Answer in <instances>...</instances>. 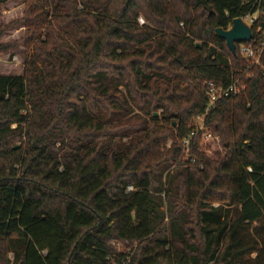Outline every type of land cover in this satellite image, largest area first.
I'll return each mask as SVG.
<instances>
[{"label":"trees","instance_id":"obj_1","mask_svg":"<svg viewBox=\"0 0 264 264\" xmlns=\"http://www.w3.org/2000/svg\"><path fill=\"white\" fill-rule=\"evenodd\" d=\"M21 1L0 25L27 26L23 73L0 75V264H264L243 236L264 220V54L205 119L225 152L199 134L181 160L204 83L247 68L216 30L255 0Z\"/></svg>","mask_w":264,"mask_h":264},{"label":"built area","instance_id":"obj_2","mask_svg":"<svg viewBox=\"0 0 264 264\" xmlns=\"http://www.w3.org/2000/svg\"><path fill=\"white\" fill-rule=\"evenodd\" d=\"M240 18L252 30V38L249 42L238 43L239 56L247 62V68L244 69L243 76L234 79L229 85L225 86L214 81H207L204 83V93L207 100L205 113L194 120L192 124L194 130L190 137L182 140L183 154L188 160L190 157V141L194 136L201 134L203 137L211 139L212 141L222 140V137L216 133L214 128L207 126L205 119L208 113L217 106L220 100L244 93L247 86L246 81L252 77L250 70L255 66L261 65V58L264 54V0H255L254 9L249 14ZM138 20L140 24L145 23L142 17ZM232 22L227 29L232 27ZM200 168L203 167L200 166ZM130 190H132V187L128 188V191ZM121 247L122 245L118 244L119 252H125V248L121 249ZM127 252H131V250L127 249ZM131 254H133V251ZM131 254L126 257V260L122 264H130Z\"/></svg>","mask_w":264,"mask_h":264},{"label":"rangeland","instance_id":"obj_3","mask_svg":"<svg viewBox=\"0 0 264 264\" xmlns=\"http://www.w3.org/2000/svg\"><path fill=\"white\" fill-rule=\"evenodd\" d=\"M24 7H25V3L21 0H10L6 3H1L0 4V25L7 24V23H10L11 21L21 19L24 15L23 14ZM142 18L146 22V19L144 18V16H142ZM43 31L44 30L42 28V32ZM26 32H27V26H25L24 24H19L9 29L8 31H6L3 34V36L0 38V44H3V45L9 42H16V45H14L13 47L6 49V50H0V75H19L23 73L24 59H25V46L21 38L25 35ZM204 139L208 141L214 147L215 150L222 152V153L225 152L223 148L222 140L212 141L211 139H207L205 137ZM19 145L20 143H18L16 146H19ZM181 155H182L181 160H184V162H186L187 160L184 157V154H181ZM218 205L219 203L214 204V206H218ZM235 216H236V207H235L234 218ZM254 229H257V230H254ZM257 235H259V237H264V220L253 223L248 228V230L243 231V236L247 239L257 236ZM123 248H125V246L121 247V249ZM126 249L127 248H125L124 251H126ZM10 257L12 258V256Z\"/></svg>","mask_w":264,"mask_h":264},{"label":"water","instance_id":"obj_4","mask_svg":"<svg viewBox=\"0 0 264 264\" xmlns=\"http://www.w3.org/2000/svg\"><path fill=\"white\" fill-rule=\"evenodd\" d=\"M8 1L10 0H0V4ZM216 32L226 41L227 47L233 55H236L237 43L249 42L252 38L251 28L241 18L234 19L230 29L217 28ZM196 45L200 46L201 44L196 43ZM173 125H176V123H173Z\"/></svg>","mask_w":264,"mask_h":264}]
</instances>
